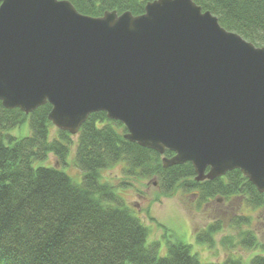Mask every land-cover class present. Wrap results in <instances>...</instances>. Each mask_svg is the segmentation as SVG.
Wrapping results in <instances>:
<instances>
[{
	"label": "water",
	"instance_id": "water-1",
	"mask_svg": "<svg viewBox=\"0 0 264 264\" xmlns=\"http://www.w3.org/2000/svg\"><path fill=\"white\" fill-rule=\"evenodd\" d=\"M0 102L74 135L104 111L124 138L191 162L196 181L239 169L264 192V46L194 0L92 17L69 0H0Z\"/></svg>",
	"mask_w": 264,
	"mask_h": 264
},
{
	"label": "trees",
	"instance_id": "trees-1",
	"mask_svg": "<svg viewBox=\"0 0 264 264\" xmlns=\"http://www.w3.org/2000/svg\"><path fill=\"white\" fill-rule=\"evenodd\" d=\"M69 1L78 12L99 17L112 10L139 15L153 0ZM194 1L216 15L225 29L264 46V0ZM50 109L45 103L25 114L0 102V264H243L230 253L233 248L264 249L253 230L239 229L235 236L220 239L228 251L221 262H200L191 245L179 240L168 242L166 254H160L159 243L148 240L149 228L114 185L102 181V171L123 161L128 176L156 177L162 196L177 190L196 191L199 200L242 196L252 207L264 208V192L239 169L196 181L189 161L164 167L162 156H172V151L161 155L124 138L125 126L104 111L90 113L72 135L53 126ZM26 124L27 134L11 133ZM73 144L75 164L82 170L80 183L58 167L34 165L49 154L64 164ZM234 219L238 228L249 222L245 215ZM221 227L220 221L207 224L195 232L196 241L214 247ZM248 264H264V252Z\"/></svg>",
	"mask_w": 264,
	"mask_h": 264
},
{
	"label": "rangeland",
	"instance_id": "rangeland-1",
	"mask_svg": "<svg viewBox=\"0 0 264 264\" xmlns=\"http://www.w3.org/2000/svg\"><path fill=\"white\" fill-rule=\"evenodd\" d=\"M54 130L55 128L53 132ZM28 132L27 124L23 129L11 131L14 135H24ZM74 151L75 145L73 144L64 164L60 165L54 156L49 154L46 160H37L34 165L58 167L74 182L80 183L82 170L75 164ZM124 167L125 163L121 161L115 167L102 171V181L112 183L116 193L126 200L149 228L148 240L159 243L160 254H166L168 242L179 240L191 245V252L200 262H221L227 257L228 251L220 245V239L223 236H235L239 229L253 230L260 243L264 244L263 207H252L242 196L199 200L196 191L183 192L181 190H177L171 196H162L156 177H131L123 172ZM124 180L128 182L127 185L121 184ZM239 215H245L249 220L248 224L241 223L240 228L234 223V218ZM216 221H220L222 227L214 236V247L208 248L197 242L195 232ZM263 252L262 247L243 249L239 246L230 251L231 254L240 257L243 264H248L252 256Z\"/></svg>",
	"mask_w": 264,
	"mask_h": 264
}]
</instances>
